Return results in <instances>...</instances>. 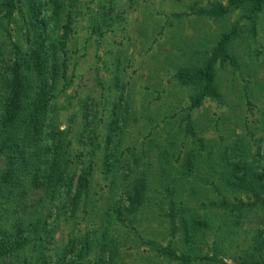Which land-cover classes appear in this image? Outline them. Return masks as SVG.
Instances as JSON below:
<instances>
[{"label":"rangeland","instance_id":"obj_1","mask_svg":"<svg viewBox=\"0 0 264 264\" xmlns=\"http://www.w3.org/2000/svg\"><path fill=\"white\" fill-rule=\"evenodd\" d=\"M13 2L9 16L0 11V50L11 56L13 42L25 47L37 38L48 66L63 59L52 113L60 127L69 126L71 152L92 166L88 203L73 217L61 215L45 253H58L57 264H99L98 243L90 240L79 252L78 238L97 237L98 214L115 215L116 206L127 205L125 184L145 168L136 179L140 202L133 221L123 216L107 226V264H264V200L253 202L251 191L224 180L231 160L251 162L257 170L264 166V4L249 19L246 5L230 0H39L36 14L27 0ZM218 5L225 9L212 11ZM233 29L226 42L232 60L218 55L212 63L218 95L188 107L196 90L191 72L203 66L221 34ZM188 148L197 156L186 171ZM260 191L264 197V185ZM223 195L240 200L233 210L225 206L237 215L227 227L220 219L225 209L208 204ZM180 202L213 215L196 239L183 237L178 218L170 217ZM83 207L89 212L82 214ZM72 235L73 249L62 252Z\"/></svg>","mask_w":264,"mask_h":264},{"label":"trees","instance_id":"obj_2","mask_svg":"<svg viewBox=\"0 0 264 264\" xmlns=\"http://www.w3.org/2000/svg\"><path fill=\"white\" fill-rule=\"evenodd\" d=\"M5 1L6 6L0 7L1 15L9 16L8 7L13 6L14 2ZM230 2L245 4V16L249 19H252L255 12L264 4V0H230ZM27 3L32 14H36L39 0H27ZM57 6L55 1L52 9L54 21L57 19ZM224 7L214 6L212 11L220 13L225 9ZM68 25V21L62 23L61 35L64 36ZM232 32L234 29L221 34L203 66L191 72L196 90L190 95L188 107L198 105L205 96L218 95L214 85L212 63L218 55L221 60L225 58L232 60L226 50V42ZM33 41V45L27 44L25 47L13 42L11 56L4 55L0 50V264H57L58 253L57 256L54 254L55 257H52L51 254L45 253V248L54 238L59 218L66 213L68 217L75 216L79 205L88 203L84 197L90 185L92 166L90 163L82 164L77 159V155L71 152V140L65 135L69 126L60 127L59 120L53 114L54 111L52 113L57 94L53 89L54 83L59 70L64 72V61L53 59L48 66L43 41L37 38ZM62 43L59 40V44ZM179 76L181 77V71ZM188 130L191 132V129ZM164 147L162 153L169 151L166 145ZM196 152L192 148L184 151L182 170L193 168ZM178 158H181V149L178 151ZM125 169L128 174L130 167L126 166ZM139 174L140 177L131 176L130 180H133L130 184H125L127 205L116 206L115 215L98 214L101 231L97 233V237L92 235L88 238L83 234L78 238L82 243L79 252L85 245H89L90 240L98 243V254L94 261H99V264H105L110 260L108 243L111 232L107 229L108 224L115 223L116 220L120 221L123 216L128 221H133L134 208L140 202L141 182L136 179L144 177L145 168L139 169ZM224 180L226 186L251 191L254 195L253 202L264 200L260 195V189L264 185V166H260L257 170L251 162L231 160L224 174ZM214 184L217 188L216 183ZM30 193L36 194L31 200ZM169 200L170 203H174L173 198ZM203 202L206 203L205 200H201V203ZM210 203L223 209L225 206H230L229 210H233L234 207H238L240 200L234 198L229 201L223 195L219 200H209L208 204ZM178 205L172 207L170 217L172 220L178 218L180 233L187 239H196L197 235L202 234L201 230L214 219L213 215L208 216L198 211L195 213L193 208L181 202ZM229 210L225 209L220 213L221 222L225 227L231 215L237 216L231 214ZM86 211L89 212L83 207L82 214L88 213ZM175 227H171L172 235ZM222 233L219 230L218 234ZM75 239L74 235L70 236L63 244L62 252L72 250ZM73 252L79 255L78 251L73 250ZM172 253L173 251L170 250L169 254ZM240 262L238 264H259L257 261Z\"/></svg>","mask_w":264,"mask_h":264}]
</instances>
